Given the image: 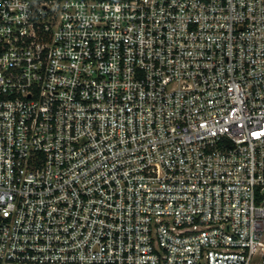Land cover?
Returning a JSON list of instances; mask_svg holds the SVG:
<instances>
[{
	"label": "built area",
	"instance_id": "built-area-1",
	"mask_svg": "<svg viewBox=\"0 0 264 264\" xmlns=\"http://www.w3.org/2000/svg\"><path fill=\"white\" fill-rule=\"evenodd\" d=\"M0 264H264V0H0Z\"/></svg>",
	"mask_w": 264,
	"mask_h": 264
}]
</instances>
